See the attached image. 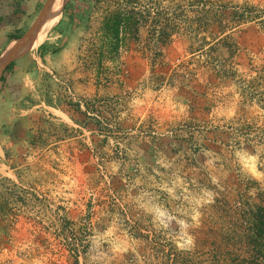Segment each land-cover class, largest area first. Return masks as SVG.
<instances>
[{
  "label": "rangeland",
  "instance_id": "374dc122",
  "mask_svg": "<svg viewBox=\"0 0 264 264\" xmlns=\"http://www.w3.org/2000/svg\"><path fill=\"white\" fill-rule=\"evenodd\" d=\"M33 1L0 0V53ZM77 1L83 22L63 7L0 83L19 119L0 160V264H70L79 228L80 264H250L235 238L264 192V0ZM122 9L137 23L102 56Z\"/></svg>",
  "mask_w": 264,
  "mask_h": 264
},
{
  "label": "trees",
  "instance_id": "16d2710c",
  "mask_svg": "<svg viewBox=\"0 0 264 264\" xmlns=\"http://www.w3.org/2000/svg\"><path fill=\"white\" fill-rule=\"evenodd\" d=\"M43 3V1H42ZM42 3L38 4V7L36 10L30 15L31 20L34 19L36 16L38 10L40 9ZM88 5V4H87ZM88 6H83L82 2H79L77 0L72 1V3H68L64 9H63V17L68 18V23H74L75 21H80V18H83L85 15V12L87 10ZM138 12L132 10V9H122L115 12H112L109 14V16L106 17L103 29H104V35L105 39L107 41V47L106 50L100 49V54L103 56L105 53L107 55L117 54L119 52V41H120V33L126 34L132 28L136 22V14ZM61 18L54 26L53 29L60 27L61 25L65 24L64 18ZM83 20L80 21L82 23ZM27 24L26 26L20 28L19 30H15L11 32L8 35V40L4 46L7 45V43L13 39L17 38L20 35L24 33V31L28 28ZM68 29H70L69 26H67ZM122 29V30H121ZM44 43H41L39 45V49L44 47ZM62 47H52L51 52H58ZM16 61V60H15ZM15 61H13L5 70L2 77L0 78V83L5 81L8 77L11 69L13 68ZM72 117V116H71ZM75 123H77V120L75 118H71ZM259 194V195H258ZM61 224H63V227L65 226L68 229L72 230L73 222L69 220L62 219ZM239 221L246 223L247 229H245L246 232L243 230H240L235 239H238L241 243L248 246V248L252 252V256L254 260L250 264H264V192L258 191L256 199L252 203H247V206L245 209H241V213L239 214ZM220 223V222H219ZM222 224V222L220 223ZM78 230H81V235H78V237L74 238L72 245V248H70V264H80V255L78 250V245L82 246L83 250L82 253L84 254L87 249V242H86V236H85V230L82 228H79ZM84 258V256H83ZM82 264H86L84 261Z\"/></svg>",
  "mask_w": 264,
  "mask_h": 264
},
{
  "label": "water",
  "instance_id": "95a60500",
  "mask_svg": "<svg viewBox=\"0 0 264 264\" xmlns=\"http://www.w3.org/2000/svg\"><path fill=\"white\" fill-rule=\"evenodd\" d=\"M68 0H64L60 7V14L64 4ZM56 12V0H45L35 16L33 22L26 31L17 38L11 39L0 53V78L6 68L16 59L21 57L22 50L34 39L38 32L42 29L46 21Z\"/></svg>",
  "mask_w": 264,
  "mask_h": 264
},
{
  "label": "crops",
  "instance_id": "0c3cea01",
  "mask_svg": "<svg viewBox=\"0 0 264 264\" xmlns=\"http://www.w3.org/2000/svg\"><path fill=\"white\" fill-rule=\"evenodd\" d=\"M42 1L34 0L32 4H27L24 8L26 15H31ZM16 120L19 121L14 106V94L7 88L0 94V160L4 157V146L6 147L12 138L8 130L10 127L15 128L14 122Z\"/></svg>",
  "mask_w": 264,
  "mask_h": 264
},
{
  "label": "bare ground",
  "instance_id": "6f19581e",
  "mask_svg": "<svg viewBox=\"0 0 264 264\" xmlns=\"http://www.w3.org/2000/svg\"><path fill=\"white\" fill-rule=\"evenodd\" d=\"M64 0H56V12L46 21L42 29L34 39L22 50L21 56L37 47L46 37L48 30L58 21L60 17V7Z\"/></svg>",
  "mask_w": 264,
  "mask_h": 264
}]
</instances>
